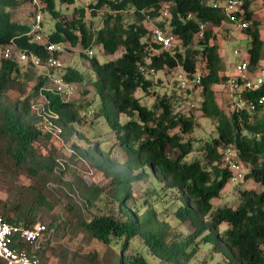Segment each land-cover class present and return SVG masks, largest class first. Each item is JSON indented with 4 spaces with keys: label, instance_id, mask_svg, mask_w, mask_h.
Returning <instances> with one entry per match:
<instances>
[{
    "label": "trees",
    "instance_id": "16d2710c",
    "mask_svg": "<svg viewBox=\"0 0 264 264\" xmlns=\"http://www.w3.org/2000/svg\"><path fill=\"white\" fill-rule=\"evenodd\" d=\"M54 1L60 7L74 3V0H45L42 12L54 20V30L47 35L48 41L62 44L64 52L77 48L81 57L82 52L99 48L105 58H111L99 63L93 54L87 55L90 57L87 59L88 69L93 74L88 85L93 87L98 98L95 117L105 121L124 155L126 168L138 171L131 180L137 182L149 175L160 184V189L172 193L177 202L172 216L179 223H188L191 233L184 238L157 234L153 227H163V223L157 220L153 209H146L142 220L127 212L115 217L92 214L88 220L78 216V226L103 245H108L110 239H121L122 252L130 240L138 238L157 264H189L200 243L209 244L212 253L220 257L215 264H264V105L251 112L245 109L235 112L227 108L228 114L218 105L214 89L225 83L227 70L219 59L209 26L216 28L229 23L220 9L211 7L218 0H93L87 4L89 20L85 19L83 8H73L65 16L55 9ZM241 1L244 19L250 24L241 32L248 38L245 53L249 69L253 70L262 59L263 43L257 33L259 24L252 18L251 0ZM259 1L264 5V0ZM16 4L15 0H0V52L13 42L17 49L31 52L43 61L47 53L42 46L29 41L28 26L12 20L10 11ZM160 11H166L168 32L175 38L170 51L159 50L149 40L151 32L144 25L157 19ZM162 25L163 22H157L155 26L161 29ZM199 25H203L201 37L198 36ZM26 68L27 72L21 73L13 58L4 59L1 54L0 161L1 157H7L11 162L8 168L25 172L31 180H38L42 175L60 176L68 167L55 172L58 160L67 161L71 156L80 155L72 151L65 159L36 152L34 143L40 137L50 140L49 135L41 131L37 117L30 113V103L37 98L45 81L39 75L33 78L34 69ZM63 69L66 81L76 87L85 85L84 75L70 67ZM177 69L188 78L196 72L200 74V83L193 88L194 92H199V100L191 110L195 108L202 116L215 121L214 136L199 148L201 159L189 162L185 159L193 150L188 136L195 127L191 110L186 116L181 115L176 108L179 104L165 96L145 107L140 103L141 97L134 96L136 90L145 95L149 93L152 86L149 76L158 71L172 73ZM22 79L25 85L34 81L32 93L13 103L4 101L5 92L22 89ZM82 94L87 91L83 90ZM186 94L191 93L187 91ZM261 94L264 95V86L246 96L255 98ZM42 95L47 100L46 109L57 115L55 123L61 130L59 137L65 136L69 125L85 121V118L76 116L74 100L63 103L48 92L43 91ZM121 117H124L123 121ZM226 147L237 152L244 169L238 183L251 181L259 189H237L238 201L233 206L213 208L210 201L230 183L231 173L221 162V152ZM31 185L14 187V193L8 194L6 201L0 200V216L7 223L26 227L35 224L34 210L46 205V196ZM73 192L75 190L70 188L65 193L68 197L66 204L68 209L77 210L72 202ZM12 195L20 199L14 205ZM28 196L30 203L26 202ZM128 198L129 187L124 192V203ZM89 203L86 198L84 205ZM53 223L55 219L43 224L55 227ZM45 246L49 243H44L37 254L43 264L49 261L44 255ZM0 264L5 263L0 260ZM111 264L148 263L140 255L124 257L121 253Z\"/></svg>",
    "mask_w": 264,
    "mask_h": 264
},
{
    "label": "rangeland",
    "instance_id": "374dc122",
    "mask_svg": "<svg viewBox=\"0 0 264 264\" xmlns=\"http://www.w3.org/2000/svg\"><path fill=\"white\" fill-rule=\"evenodd\" d=\"M16 6L10 11L12 20L20 25L28 26L31 21L30 11L26 1L15 0ZM55 2V9L65 16L71 13L73 8H83L85 11V19L89 20V10L87 4L93 3V0H74L72 5L60 7ZM252 18L257 20L259 26L257 33L260 41L263 43V55L260 63L264 64V5L259 0H251ZM99 13V12H98ZM101 13L98 14L100 16ZM168 19H163L162 28L168 30ZM97 21V18L94 19ZM158 21L146 22L145 28L149 32L157 24ZM160 22V21H159ZM54 20L46 12L41 15V35H49L53 29ZM250 26V24H249ZM214 34V43L218 47V56L220 61L228 67L235 63L239 58L232 55V50L236 49L240 52V57L246 51L249 42L247 36L237 27L229 23H223L219 27H210ZM151 41V37H149ZM94 58L103 63L111 59L105 58L99 48H92ZM83 57L79 55L77 48H71L60 55L64 67H70L84 75L85 85H77L73 103V109L76 116L85 118V121L73 123L65 131L63 138L47 140L44 137L34 143L37 153L43 156H51L56 158L62 156L65 159L75 151L80 156L69 157L68 163L71 165L62 175H42L38 180H31L25 172L14 170L10 167V160L1 157L0 161V200L8 199L7 195L14 193V187H25L27 185L39 188L45 197L46 205L36 207L34 210V222L46 223L55 219V234L49 246H45L44 255L49 260L47 264H111L122 253L124 257L132 254L140 255L148 264H157L154 257L150 256L138 238L129 241L127 248L122 252L121 239H110L108 245H103L94 239H91L83 228L78 226L77 218L88 220L92 214L111 215L113 217L124 215H134L138 220H142V213L146 209H153L156 212L157 220L161 222L163 227L154 226L153 231L159 235L172 236L178 235L179 238L191 233L188 223H179L172 216L175 208V197L169 191L160 189V184L153 180L149 175L140 181H133L131 178L138 171L128 170L124 164V155L115 144L113 135L108 129L105 121L95 117L98 107V98L93 91V87L88 85L93 79V74L88 69L87 51L82 52ZM1 56V52H0ZM114 56L113 58H115ZM20 72H27L28 68L22 64H18ZM177 71V70H175ZM172 73L162 70L149 76L152 86L148 89V94H142L139 90L134 93L135 97H141L140 103L145 107H150L161 97H170L172 102L179 105H185V92L178 89L175 84L174 72ZM40 71L32 70L31 76L35 78ZM227 75L229 71L227 70ZM22 89L8 90L3 95V100L7 102H15L17 98L29 96L32 93L34 81L23 83ZM86 90L87 94H82ZM215 97L218 105L227 113L228 93L224 84L215 87ZM192 97L199 96V92L194 94L189 91ZM199 98H194V103ZM39 98H34L30 103V113L33 115L35 109L40 106ZM32 103H35L32 104ZM175 105V104H174ZM177 108V106H176ZM92 113L87 115V112ZM193 117L195 127L188 136L192 140V153L186 157V161L192 159H201L202 153L199 148L203 142L209 141L214 136L215 121L208 119L197 110L190 111ZM124 120V117H121ZM186 138V137H185ZM84 160H83V159ZM4 163V164H3ZM3 164V165H1ZM33 179V178H32ZM71 185V187L69 186ZM129 187L130 198L124 203L123 196L125 189ZM75 190L73 194V204L75 209H68V197L66 192L69 189ZM253 188L259 189V186L251 181L228 183L226 187L220 191L217 198L210 201L213 208L219 206H233L238 201L237 189ZM22 190V189H19ZM26 193V192H25ZM24 193V195H25ZM13 196V195H12ZM24 197V196H23ZM22 197V198H23ZM90 200L88 205H84V201ZM25 199V198H23ZM20 199L15 195L12 197L13 205ZM26 202L30 203V196L26 198ZM6 201V200H5ZM122 203L119 205V202ZM70 205H72L70 203ZM134 212V213H133ZM125 217V216H124ZM169 238V237H168ZM191 246L188 248V250ZM220 261V257L212 253L209 244L198 245L195 249L193 257L189 260V264H215Z\"/></svg>",
    "mask_w": 264,
    "mask_h": 264
},
{
    "label": "built area",
    "instance_id": "2783aa9c",
    "mask_svg": "<svg viewBox=\"0 0 264 264\" xmlns=\"http://www.w3.org/2000/svg\"><path fill=\"white\" fill-rule=\"evenodd\" d=\"M44 3L45 0L27 1V6L31 9V21L28 25L27 36H29L31 43L43 47L47 53L44 60L42 61L31 52L17 49L13 42L5 46L1 54L4 59L13 58L18 64L40 71L38 75L44 79L45 85L38 91L37 98L41 102L39 108L34 110L33 115L37 117L41 131L44 134H48L50 139L58 140L61 130L55 123L57 115L46 109L47 100L42 95V92H48L57 96L61 102L67 103L74 99L76 86L63 78L64 65L60 55L64 52V46L49 42L47 36H42L40 33ZM242 5L241 0H218L213 2L211 7L220 9L229 24L234 25L239 30H245L249 27V22L244 19ZM164 18H168L166 11H160L159 17L151 20V22H161ZM186 18L189 19L190 16L187 15ZM146 19H149V17H146ZM202 30L203 25H199V37L202 35ZM151 42L158 46L161 51H170L175 38L168 30L154 26L151 29ZM231 53L239 59L226 67V69L229 68V74L224 83L228 93V110L235 112L244 109L249 112L254 111L258 106L264 105V95L261 94L255 98H250L246 95L257 92L264 86V64L260 63V61L255 69L250 70L248 56L245 52L242 57H240V52L236 49H233ZM91 54L90 51L87 52L88 56H91ZM139 70L143 71L140 67ZM148 73L151 74L152 71L149 70ZM173 74V80L180 91L186 93L191 90L193 94L197 91L194 92L193 88L200 83V74L198 72L192 74L189 78L180 69H177ZM188 96L190 95H185L187 100L185 105L177 107V111L183 116H186L195 105L194 97L188 99ZM32 104L35 105V103ZM32 107L30 106V108ZM89 113H92V110L88 111L87 115ZM221 162L231 173L230 183H235L242 179L244 169L235 150L230 147L224 148L221 152ZM57 164L58 167L54 169L57 173L66 167H71L66 160H58ZM54 234V228L43 223H35L31 227L11 225L0 216V260L5 264H43L37 254L44 243L52 242Z\"/></svg>",
    "mask_w": 264,
    "mask_h": 264
},
{
    "label": "crops",
    "instance_id": "0c3cea01",
    "mask_svg": "<svg viewBox=\"0 0 264 264\" xmlns=\"http://www.w3.org/2000/svg\"><path fill=\"white\" fill-rule=\"evenodd\" d=\"M259 26V25H258ZM226 70H228L229 71V68H227Z\"/></svg>",
    "mask_w": 264,
    "mask_h": 264
},
{
    "label": "clouds",
    "instance_id": "9594fccd",
    "mask_svg": "<svg viewBox=\"0 0 264 264\" xmlns=\"http://www.w3.org/2000/svg\"><path fill=\"white\" fill-rule=\"evenodd\" d=\"M69 168V167H68Z\"/></svg>",
    "mask_w": 264,
    "mask_h": 264
}]
</instances>
